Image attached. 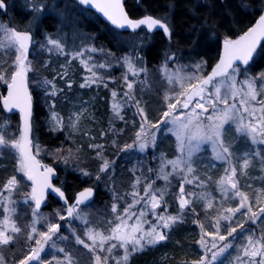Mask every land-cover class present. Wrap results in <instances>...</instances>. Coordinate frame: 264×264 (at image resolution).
<instances>
[{
    "label": "rangeland",
    "instance_id": "obj_1",
    "mask_svg": "<svg viewBox=\"0 0 264 264\" xmlns=\"http://www.w3.org/2000/svg\"><path fill=\"white\" fill-rule=\"evenodd\" d=\"M59 1L60 8H57L58 12H60L59 10H63L62 12L64 14L60 13L59 15L60 20L56 24L57 31H54L51 34L43 33L42 37L37 36V34L35 35L34 30L38 26L40 18L44 16V11H46V9L48 8V4L46 5L43 0H28L26 2V8L30 11L31 14L24 19L23 28H21L19 26L20 24L17 22H15L17 23V25H13L11 21L13 17L12 15L10 16L11 2H9V8H6V12L0 10V25H2L3 28L15 29L21 32H30L32 34L31 47L28 50L26 61V63L30 67V71H28L26 74L30 78L32 90L34 92L37 91V93H39L42 98H45L46 94L48 93L51 94V102L48 104L50 113L46 120V125L48 126L50 131L61 132L64 138L63 143L59 147H43L40 145L39 138L35 133V135H33L32 137V146L34 153L44 162H48L47 165L54 166L57 169L59 168L60 170L62 168H65L64 166L66 163H73L74 165L79 166L81 162L80 156L82 152L86 149V147L88 149V146L89 149L94 148L90 147V145L94 144L95 138L98 139L102 136L104 130V114L108 109L111 118L113 115H115V117L112 118V125L115 126V123H120L123 130L120 131L119 136L113 137L108 141L106 140V142H104V139H102L103 143L99 142V144L104 147L108 145V149H105L109 150V155L114 158L120 152L123 154L129 153L128 155H126V157H132V160L134 161L133 165H135V169L133 171L135 172V176L133 177L134 180L130 187L131 191L129 192V197L127 196V199H129V201L125 203V207H122V205L120 207V202H122V200L126 197H123L121 200L120 198L117 200V203H115L117 205V212L113 214L114 217L111 221L112 226L108 230H104V227H97L93 223H91L88 218L91 214L88 213L87 210L90 208L87 207H84L87 209L77 208L75 216L73 218L66 217V210L59 209L51 213H43L44 211H39L43 219H40L35 225L38 231H46L47 225L50 223H59L61 225V228L59 229L58 233L53 236V239L51 241H48L44 244V250L42 251V256L40 257V259L34 261V263L29 261V264H59V256H53L52 253L53 250L60 249L65 245V243L62 242V240L65 239H62V237H65L64 234H67V232L70 233V229H72V231L77 234L76 236L82 234L83 239L81 240H84L85 244L89 246L88 248H85L82 244H80L82 248L81 251L85 254L83 255L84 258L82 257L84 264H97V256L100 257L99 264H124L125 261L122 259H124L125 256V248H123L121 256L116 255L117 247L120 246L119 241L115 239H105L102 242L100 239H97L95 242H93L92 240L88 239L87 231L91 229L93 232L100 233L103 237H109L112 235V230L116 227L117 224L122 225V231L131 232L132 227L137 225V223H139L144 232L151 230V227L156 224L157 217L159 215H164L165 217H167L170 214V208L167 204H165L164 197L161 205L155 210V216L150 209V205H148L147 207L145 206V200H148L149 197L145 196L144 189L149 183H151L153 186L150 192L158 189V186L156 185V179L161 180V185L162 183L163 185L165 184V186H163L164 190L161 191L162 188H160L159 190L166 194L169 189V181L172 180L173 177L177 178L181 176L184 178V176L186 175L188 179L193 180V184L191 185H187V183L184 184L186 196L189 192L193 193V195L196 193L197 179L193 174L194 171L192 173H187L186 167L183 169V171H174L172 166L167 163L170 160H176L181 157H186L187 155L186 152L182 153L180 151V143L177 140L175 134L169 129L172 128L171 121L173 118H176L178 121L184 120L185 117L191 112L195 104L190 109H183L180 105H178L177 108L172 111L168 117H164L163 113L164 111L168 110L167 104L169 102H175L177 99H179L181 103H183V101L186 99V95L192 89L189 87V85L199 84L200 81H202L205 77L206 70L204 68L206 66L203 65L200 69H196L195 65L188 64L186 65V67L190 69L189 71L185 68V66L179 68V66L174 63V59L171 61L168 60V56L172 55V51H168L165 59L159 67L155 68L154 70H148L145 62H143L144 57L142 56V48L144 46V42L146 41L142 32L138 33V35L133 36V38L130 39L131 41H129V46H131L132 48V50H130V53L118 57L117 60L114 59L109 61L107 60V58H112V56L105 52L104 49L94 47V37L85 32V30L81 27L78 18L75 19V17L72 16L73 13L71 12V10L74 7H72L71 4L63 2L64 0ZM55 3L56 2L54 1L53 4ZM41 5L44 6L42 11L33 10L34 7L36 9H40ZM49 9L50 11H52L51 7ZM66 13L70 15L67 18ZM49 38L56 39L60 45V49H56L52 45L48 44ZM0 43L5 45V47H0V72H3L5 79L10 82L11 72L15 70V65L13 64L16 56L15 48L6 47L8 41L7 36L3 31H0ZM124 45V43H120V46L124 47ZM92 49H95V51H92ZM48 56H51V58H47ZM124 57H129L131 59L135 68L138 70L137 75H133L128 71L127 66L124 62ZM39 59H42L40 65L41 70L38 69ZM82 61L87 62V67ZM100 65H104V67L101 68ZM165 65H167V67H165ZM47 67H49V70L47 71H49L51 76H53V81H56V86L54 85L53 87L46 88L47 91H44L42 90V88L44 89V87H42L40 83L43 82V79H45L44 68ZM237 68L240 71L235 74V86L237 89L241 90L238 95L232 96L231 92L228 91L227 84L219 83L220 81L225 80L224 77L207 86L205 95H211L213 100H215V86H220V95H228L229 104L236 105L235 115L238 118H241L243 123H264V75H262L264 74V72L256 74L251 72L250 67ZM89 69H91V71H89ZM37 71L41 72L40 76L42 77L38 78V81L34 79V76L39 77V73H37ZM177 71H179L180 75L191 77V79H173V82L169 83L168 75L176 73ZM93 72L96 73L95 77H93L92 75ZM153 75L155 76V78L157 77L158 79H160V81L164 80V84L162 81L163 85L161 86L159 82V86L156 87V94L158 93L157 98H161L157 100V105L149 106L150 101L154 98L153 93L155 86L148 85V79ZM125 76H127L128 78L127 81L125 80ZM93 79L96 82L91 83L90 87L82 88L80 86L82 83H85L86 81L90 82ZM128 82L133 83V88L131 90L127 89ZM249 82L252 84L253 90L256 94V100L254 101L251 100L250 97H246L244 95V93L248 91L247 83ZM5 86H7L5 80H0V88ZM137 87L139 88V90H137ZM159 87L161 90L163 88L165 94L162 93V95H160V93L158 92ZM59 88L62 89V92L58 91ZM53 91L55 92V95L52 94ZM104 91L107 93L106 96L108 95L109 97L107 99V103L103 102ZM128 91L131 92V100L124 96V93ZM113 92L117 94L115 97L112 95ZM166 97L168 98L167 100ZM241 100H246L247 103L242 105ZM136 101L139 102L138 105L135 103ZM113 104L120 105V116H117L113 111ZM205 107L208 108L207 112L196 109V113L200 114L199 122L202 125L207 126V124L210 123L207 117L213 114V109L208 104H205ZM224 107L225 106L223 104L217 103L218 109H223ZM140 108L143 109L144 116H146L147 121H144L141 118L139 114ZM245 108H247L248 111H245ZM54 115L59 119H54ZM120 117L123 118L121 119ZM164 120L168 121V123H162V121ZM0 122H6V124L8 125L7 134L5 135L6 140L11 142L12 140L19 139L20 131L23 128V120H21L20 123H16V125L14 126H12L11 121L7 119H0ZM142 123L145 125V134L150 137L154 133L156 136V140L154 145L149 143L148 147L143 152H140L138 149L139 141L136 140V133L140 131V125ZM153 124H157L159 125V127L152 128ZM168 134H170L171 137L170 145L165 148V151L162 150L164 151L163 154H156L158 140L161 138V136ZM120 136H122L123 138L120 139L118 143L116 139ZM223 139L225 146L229 148L230 152V155H227V159L223 161L217 160L216 154L212 150V146L209 143L202 144L200 147V151L194 154L191 158V166L193 168L194 165L199 166L201 165V163L206 161L217 162L218 164H221L219 173L216 175V184L219 186L218 189L214 194H212L211 192L207 193L208 195L200 194V198H202L205 206H207L209 198L212 200L213 205L215 200L214 197L218 194L222 196V198L220 199L221 204H219L218 202L216 204V207L214 205L219 217L215 222L212 233L216 232V224L219 220V235H224L226 237V240L220 241L218 235L215 238L210 235H202L207 244V248H203L202 256L206 255L207 260H211L213 252H219V249L225 243L229 244L230 247L227 248L223 253H220L215 261H212V263L218 262L226 254H228L229 250H231V242L236 241L238 250L234 253L232 264H242V262L249 261V258L244 256L243 254L244 248L248 243V237L251 236L253 240H255L264 236V226H257V228L248 226V229L243 230V228L249 223H253L247 215L243 214L247 211L246 208H242L240 212L232 215V218L230 220L225 221L222 219V216L230 215L226 211L227 208H234L239 206L240 198H233L232 191H229L227 197H225L224 194H222L220 191V181L222 178H226L227 176L231 175V170L235 168V166L233 165L234 152L232 147L237 145L236 142H238L239 139L243 142H247L249 144V147H252L256 154L258 152L264 151V144L258 142L260 140L259 136H257V143H253L250 136L241 135L236 129V123H234L233 121H229V123L224 125ZM184 142L186 145L188 144L187 136H185ZM194 142L195 141H193V143ZM126 144H132L133 148L128 149L127 151H121V149L124 148ZM104 147L94 148L93 150L97 155L100 150L104 151ZM147 152H152L151 156L153 158L152 164L151 162H149L150 164H148V166L146 165V162H143L146 158L145 155H148ZM249 152L251 153V151H247V153ZM132 153H136L137 155L131 156L130 154ZM0 156L3 158L7 157L10 164L12 163L11 173L9 177L11 178L15 175L18 181L17 186L12 190L11 193V200L13 203L10 205L5 203L4 205L0 206V222H2L5 215H7V213L4 212V207L14 208L15 211L12 213L11 219L15 223V225L21 229V231L19 233H13L11 231V227L9 226L6 232L7 234L10 233L13 238H15L16 235L17 237L23 238L25 241L29 242L26 250L22 252V255L16 256L18 253H15V255L13 254L12 257H6L2 253L3 250L0 249V257L3 258V264H18L21 259H23L30 253L33 247H36L35 239L39 238L36 234L31 233V226L33 224V220L35 219L32 212L34 201H32L29 197L32 185L31 182L27 180V177L24 175V173L19 171L20 155L16 149L10 146V143L8 147L0 149ZM244 156L246 157L249 155L245 154L244 152ZM97 158L99 160V163L96 166L97 173L100 172L99 169L104 161H107L109 163L110 169H108L113 170L115 162H109V158L101 154ZM141 164L143 166H140ZM162 167L164 169L163 173H161L160 171ZM149 169L151 171H149ZM62 171L64 173V170ZM168 173H171V175H169V179L165 181L163 179V175ZM94 177L96 178L97 176L95 175ZM137 178H139V183H136ZM233 179L237 183V188L239 189L236 175L235 177H233ZM95 187L96 185L88 188H93L95 190ZM187 188L189 189L188 192ZM0 192H3L4 196L9 195V193L4 190H1ZM134 192L139 193V196L135 197V199L144 197V200H141L139 204L133 203L134 197L132 193ZM244 193L245 195H247L246 192ZM157 195L159 196V192L157 193ZM193 195L191 197H187L193 199ZM262 198L264 202V197ZM25 200H27L28 202L24 203ZM248 203L253 207V211L257 212L260 208V204H262L261 201L252 204L249 199ZM129 205L133 206L129 209L128 213L125 214L124 209L128 208ZM263 205L264 204H262V206ZM141 210L146 213L143 217L140 216ZM171 211L173 212V209H171ZM78 214L84 219L77 218ZM61 215H64L66 219L60 220ZM118 216L121 217L122 220L117 219ZM244 223L245 226L243 225ZM253 224L254 226L257 225L258 220ZM241 225L243 226L241 227ZM235 226H240L242 230L241 234L243 237L240 241L235 240V238H237L235 237L236 235H234L235 233H233L234 236H232V238L227 235V232ZM157 230L167 233L166 231L168 229L158 228ZM30 235L34 237L32 240H29ZM135 235L139 237L141 233L137 232L135 233ZM202 236L200 235V239L202 238ZM214 239L217 247L211 248V244ZM142 243L144 244V247L149 245L144 241H142ZM261 243H264V239L261 240ZM112 244H116L117 246L115 248H112L111 252H109L108 249ZM129 250H132L131 244L127 246V251ZM238 257L240 259H238ZM255 259L259 261L260 257L258 256ZM66 264L77 263L73 259H68Z\"/></svg>",
    "mask_w": 264,
    "mask_h": 264
},
{
    "label": "trees",
    "instance_id": "obj_2",
    "mask_svg": "<svg viewBox=\"0 0 264 264\" xmlns=\"http://www.w3.org/2000/svg\"><path fill=\"white\" fill-rule=\"evenodd\" d=\"M27 1L28 0H5L7 8H9V2H11L10 16H13L11 19L13 25L19 23L21 28L24 27V19L31 14L26 8ZM43 1L46 5L48 4V10L46 9V11H44V16L40 18L38 26L35 30L33 29L35 35L37 34L39 37H42L43 33L51 34L57 31L56 24L60 20L59 15L60 13L64 14L62 12L63 10H59L60 12H58L57 8H60L59 0ZM54 1L56 2L55 4H53ZM63 2L71 4V6L74 7L71 10L73 13L72 16L75 17V19L78 18L85 32L94 37L93 46L104 49L105 52L112 56V58H107L109 61L114 59L117 60L118 57L130 53V50H132L131 46H129L130 39L142 32L146 40L142 48V56L144 57L143 62H145L148 70H154L159 67L165 59L167 52L172 51L171 54L175 56L174 63H176L179 68L185 66L189 71L190 69H188L186 65L200 64L201 67L205 65L206 67L204 69L208 72L218 61L224 40H232L243 34L264 12V0H127V10L132 18L141 19L145 16H153L154 18L166 21L171 28V38L169 39L162 30L149 32L147 29H141L136 33L118 32L109 24L102 21L96 14L84 9L74 0H64ZM50 7L52 11H50ZM69 16L70 15L67 14L66 18ZM120 43H124V47L120 46ZM47 58H51V56ZM41 62L42 59H39V70H41ZM250 68L251 72L256 74L264 72V46L257 54ZM44 70L45 79H43V81H50V84L42 86L44 87L42 90L47 91L46 88L53 87L54 85L56 86V81H53V76L47 71L49 67L44 68ZM37 73H39V77L34 76V79L38 81V78L41 77V72L37 71ZM148 80V85L155 86L153 93L154 98L150 101L149 106H156L158 103L157 100L161 99L157 98L158 93L156 94V87L159 86V82L162 86L164 80L160 81V79L157 77L155 78L154 75L152 77L150 76ZM40 84L42 85V82ZM137 90H139L138 87ZM58 91L62 92V89L59 88ZM158 92L160 95H162V93L165 94L163 88L161 90L160 87ZM5 93L6 86L1 87L0 119L10 120L12 126H14L16 123L21 122V116L18 113L7 112L3 107L2 101ZM106 94L107 93L104 91V103H107V99L109 98ZM33 95L35 101L33 117L34 135L36 133L39 138V143L43 147H59L64 139L62 133L50 131L46 125V120L50 113L48 104L51 102V94L48 93L45 98H42L37 91H33ZM105 112L103 134L98 139H94L95 145H100L99 142L103 143L102 139L106 142V140L108 141L113 137L119 136L120 131L123 130L120 123H115V126L112 125V118H114L115 115L111 118L109 110L107 109ZM168 135L161 136L158 140L156 154H163L165 148L170 145L171 137L170 134ZM122 138V136L117 138V142ZM236 143V146L232 145L234 152L233 165L236 168V179L239 189L247 193L246 196L252 204L258 203V201L264 204L262 200V197H264V151L256 154L254 149L249 147L247 142H243L239 139ZM108 147L109 146L106 145L104 151L100 150L99 153L108 157L109 162H115L113 170H109V168L104 173H97L96 166L99 163L97 158L98 155H96L93 150L94 148L89 149L88 146V149L86 147L80 156L81 162L79 166L73 163H66L64 169H57L58 177L55 180V185L61 188L70 203H74L77 194L85 188L96 185L95 198L91 204L87 206V208L90 209H84H87L88 213L91 214L88 217L91 223L97 227H104V230H108L112 226L111 221L114 217L112 205L117 203L119 198L121 200L123 197L126 198L120 202V207L121 205L125 207V203L129 201L127 196L131 191L130 187L134 180L133 177L135 176V172L133 171L135 169V165H133L134 161L132 157H126L129 153L123 154L120 152L114 158L109 155L110 151L107 150ZM247 151H251V153L249 152V154ZM244 152L249 156L245 157ZM147 154L143 162H146L148 166V164H150L149 162L152 164L153 158L151 156L152 152H147ZM130 155L135 156L137 154L132 153ZM245 160L249 161L247 167H244L243 161ZM201 165H194L193 170H195L193 174L197 179L196 193L193 195V199L185 196V198L190 200V203L183 211L179 208L178 196L179 187L184 178L181 176L177 178L173 177V179L169 181V189L166 194H164L166 196H163L164 202L170 208L169 215H179L181 219L177 220L166 231L167 239L155 245H148L142 250L138 249L135 252H133V250L127 251V255L129 256L124 264H193V261L200 260L204 248L199 243L201 240L200 235L202 236L205 233L213 232L212 229L219 217L215 207L218 202L221 204L220 199L222 198L219 194V196L214 195L215 200L212 207L205 206L202 198H200V194L208 195L207 193L211 192L214 194L216 192L219 187L216 184V175L219 173L221 164L206 161L201 163ZM11 166L12 163L10 164L7 157L3 158L0 156V191L3 190V185L10 178ZM140 166L143 165L141 164ZM62 170H64V173ZM85 171L89 173L90 176H84L83 172ZM95 175H99L101 178L97 180L94 177ZM156 185L158 189L162 188L161 191L164 190L163 186H165V184L163 185L162 183L161 185V180L156 179ZM188 191L189 189L187 192ZM262 204H260V207L264 206H262ZM59 209L65 210L60 200L51 196L48 205L42 211H44L43 213H51ZM171 209H173V212ZM243 225L245 226V223ZM201 226H203V228ZM248 226L252 228H257V226L263 227L264 215H261L257 225L254 226L253 223H249L243 230L248 229ZM235 228H237V232L234 234L236 235L235 237H237L235 240L240 241L243 237L241 234L242 230L240 226H235ZM70 231V233L67 232V234H64L67 239L62 240V242L65 243V245L61 247L64 248V252H60L59 249H56L53 250L52 254L53 256H59V264H66L68 259L75 260L77 264H84L83 255L85 254L81 251V245L76 242L77 237L83 239L82 234L76 236L77 234L73 232L72 229H70ZM9 235L11 234L9 233ZM234 235L232 234V236ZM232 236H230V238H232ZM28 244V241L15 235V238H13L9 245H0V249L3 250L2 253L6 257H12L15 253H18L16 256H20L23 254L22 252L26 250ZM236 244V241L231 242V250H229L228 254L218 262L212 264H232L234 253L238 250V245ZM122 251L123 248L118 246L116 255L121 256Z\"/></svg>",
    "mask_w": 264,
    "mask_h": 264
},
{
    "label": "snow or ice",
    "instance_id": "obj_3",
    "mask_svg": "<svg viewBox=\"0 0 264 264\" xmlns=\"http://www.w3.org/2000/svg\"><path fill=\"white\" fill-rule=\"evenodd\" d=\"M80 5L85 7L92 6V0H77ZM100 12L104 14L108 20L111 21L113 25L118 26L121 29L127 27L131 30H136L141 28V26H146L147 31L152 32L153 30L159 29L162 30L163 33L170 39L171 38V28L167 24L166 21H162L161 19L153 18L151 16H146L144 18L138 20H132L127 17L124 13L120 0H103V2H98L95 5ZM43 5L40 6V9L33 8L34 11L36 10H43ZM0 10L6 12V3L5 0H0ZM0 31H3L4 34L7 36V45L8 48H15L16 56L13 64L15 65V70L11 72L10 75V82L5 79L3 72H0V80H5L8 87V95L3 98V107L8 111H11L13 108H19L21 113L23 114V128L20 131V137L18 140H12L9 142L5 139V135L7 134L8 125L6 122H0V149L4 147H8L9 143L10 146L16 149L20 155V168L19 171L23 172L24 175L27 177V180L32 182L31 193L29 197L32 201H34V207L32 208L33 216L35 219L33 220V224L31 226V233L36 234L39 238L35 239L36 247H33L30 253L21 259L18 264H29V261H36L40 259V253L44 250V244L48 241L53 239V236L56 235L61 228L59 223H50L47 225L46 231H38L36 228V223L43 219L42 215L39 213L41 208L42 202L45 199L46 190H51L52 193L56 194L59 198L63 199L65 204H67V200L64 196V192L61 191L60 188L55 187L52 185L50 177L54 175V170L52 168H45L43 173L38 171L39 163L35 160V157L32 155L31 152V104L30 99L31 97L28 95L27 88L25 86L26 80V73L30 71L29 65L26 63L27 61V53L29 48V42L31 41V34L28 32H21L15 29H5L2 25H0ZM264 36V14L259 16V21L255 28L250 29L244 36L240 37L239 40H224V47L226 58L222 59L212 70L211 74L207 75L199 84L196 85H189L190 88L195 89L191 95L187 96V98L181 103L179 99L175 102H169L167 104V109L164 111L163 116L168 117L172 111H174L178 105H180L183 109H188L189 105L192 103L194 97H198L199 99L196 101L195 106L192 108L191 112L185 117L184 120H177L173 118L171 121L172 128L169 129L173 132L180 143V151L182 153L186 152V157H181L176 160H170L167 163L170 164L174 171L181 170L186 167L187 173H192L193 167L191 166V158L194 154L200 151V147L202 144L209 143L212 146V150L216 154V159L223 161L227 159V155H230L229 148L224 144V125L229 123V121H233L236 123V129L241 135L250 136L252 138L253 143H257V136L260 137L259 143L264 144V123L260 124H245L242 122L241 118H238L235 115L236 105L229 104V97L227 94L221 96V87L215 86V100H213L211 95H205L206 86L209 84H213L217 77H224L225 80L220 81V84H227L228 91L231 92L232 96H236L241 91L237 89L235 86V74L238 73L240 70L238 68L233 67V61L240 60L243 64L247 65L249 60L251 59L252 53L255 50V46L257 43V37ZM48 44L52 45L56 49H60V45L56 39L49 38ZM0 47H5L2 43H0ZM51 50V49H50ZM95 51V49H92ZM82 54V53H80ZM175 58L174 54L168 56V60L171 61ZM85 63L87 67V62L82 61ZM124 62L127 66L129 72L133 75L138 74V70L135 68L134 64L132 63L129 57H124ZM100 67H104V65H100ZM167 67V65H165ZM196 69H200L201 65L196 64ZM231 69V73L229 70ZM91 71V69H89ZM93 77H95L96 73H92ZM264 75V74H262ZM127 76H125V80L127 81ZM173 79L176 80H185L191 79V77H186L180 75L179 71L173 74L168 75L169 83L173 82ZM96 81L93 79L90 82L86 81L82 83L80 86L83 87H90L91 83H95ZM50 84V81H43L42 86H47ZM202 85V86H201ZM133 88V83H127V89L131 90ZM248 91L244 93L246 97H250L251 100H256V94L253 90L252 84L249 82L247 83ZM55 95V92L52 93ZM114 97L117 95L115 92L112 94ZM124 96L127 97L129 100L132 99L131 92H125ZM168 98L166 97V100ZM138 105V101L135 102ZM217 103L223 104L225 107L223 109L217 108ZM247 103L246 100H241V104ZM205 104H208L213 109V114L209 115L207 119L210 121L207 126L202 125L199 122V115L196 113V109H202L203 112H207L208 108L205 107ZM248 111L247 108L244 109ZM113 111L117 116H120V105L113 104ZM139 114L144 121H147L146 116H144L143 109H139ZM54 119H59L54 115ZM121 119L123 117H120ZM162 123L167 124L168 121L164 120ZM159 125L153 124L152 128H158ZM185 136L188 138V144H185ZM136 140L139 141L138 149L140 152H143L149 145V143H155L156 136L153 133L150 137L145 134V125L142 123L140 125V131L136 133ZM193 141H195L193 143ZM90 147L94 148H102L101 145H90ZM133 148L132 144H126L121 151H127L128 149ZM98 157L100 153H97ZM249 161H244V167L248 166ZM109 163L104 161L102 166L100 167L99 171L104 173L108 170ZM149 171H151L149 169ZM161 173L164 172L163 167L161 168ZM84 176H90L89 173L86 171L83 172ZM168 174L163 175V179L167 181L169 179ZM236 175V169L233 168L231 170V175L227 176L226 178H222L220 181V191L227 197L229 191H232L233 198H240L239 206L238 207H229L226 209L227 213L230 215L222 216V219L227 221L232 218V215L241 211L242 208H246L247 211L243 213L247 215L253 223L260 219L261 215H264V207H260L258 212L253 211V207L248 203V197L245 195L244 192L240 191L237 188V183L233 179ZM97 180L100 179V176L97 175ZM139 178H137L136 183H139ZM187 183L189 185L193 184L192 179H188L187 176H184L183 181L179 187V208L183 211L187 205H189L190 200L185 198V187L184 184ZM18 181L16 176H12L10 179L6 181L3 185V190L8 192V196H4L3 192H0V206L7 204H12L11 200V193L12 190L17 186ZM152 184L149 183L147 187L144 189L145 196H148L149 199L145 200V206L147 207L150 205V209L153 215H156L155 210L161 205L163 201L164 193L160 192L159 189L153 190ZM159 192V196L157 193ZM94 194L93 188H85L81 191L78 196L75 205L67 207V216H73L74 212L79 205L85 204L90 200V198ZM134 197V204H139L141 200H144V197H139L135 199V197L139 196L138 192L132 193ZM193 193H187L188 197H191ZM28 201L25 200L24 203ZM133 205H129L128 208L124 209V213L127 214L129 209ZM208 207H212V200L209 198L207 202ZM15 211L12 207H4V212L7 213L5 215L2 222H0V245H9L13 237L7 234L6 230L10 226L11 231L13 233H19L21 229L15 225L12 221L11 216L12 213ZM112 212H117V205H112ZM146 213L141 210L140 216L143 217ZM80 219H84L82 216L78 214ZM66 217L64 215L60 216V220H64ZM117 219H121V217H117ZM181 219L179 216H167L159 215L157 217L156 224L151 227V230L144 232L140 227L139 223L133 226L131 232H124L122 231V225L117 224L116 227L112 230V235L109 237H103L98 232H93L91 229L87 231L88 239L95 242L97 239H100L102 242L105 239H115L120 242V247L125 248V256L124 261L128 260L127 255V246L129 244L132 245V250L135 252L136 250H142L144 241L146 244L155 245L161 241L167 239V234L162 231H158V228L162 229H169L171 225H173L177 220ZM123 223V221H122ZM203 228V226H201ZM242 227V225H241ZM140 232L141 235L137 237L135 233ZM236 232V228L232 227L230 231L227 232L228 236H232L233 233ZM205 235L213 236L214 238L218 235L220 241H225L226 237L224 235H219V220L216 224V232L215 233H205ZM34 237L32 235L29 236V240H32ZM62 239H67V237H62ZM264 239V236L253 240L250 236L248 237L247 246L244 248V256L249 258V261L242 262V264H264V243H261V240ZM76 242L78 244H82L85 248L89 246L85 244L84 240L76 238ZM199 243L202 247L207 248V244L202 236ZM117 245L112 244L111 247L108 249L111 252L112 248H115ZM217 245L215 243V239L211 244V248H216ZM230 245L225 243L220 249L219 252H213L211 256V260H207L206 255L201 256L200 260L193 261V264H212V261H215L220 253H223ZM60 252H64V248L59 249ZM260 257V260L257 261L255 258ZM238 259H240L238 257ZM97 264H99L100 257H96ZM0 264H3V258L0 257Z\"/></svg>",
    "mask_w": 264,
    "mask_h": 264
},
{
    "label": "water",
    "instance_id": "obj_4",
    "mask_svg": "<svg viewBox=\"0 0 264 264\" xmlns=\"http://www.w3.org/2000/svg\"><path fill=\"white\" fill-rule=\"evenodd\" d=\"M76 2H77V0H75ZM98 2H103V0H92V6H89V7H85V6H83V5H81V6H83V7H85L87 10H89V11H92V12H94V13H96L103 21H105L106 23H108V24H110L112 27H114L115 29H117V30H119V31H121V32H132V31H136V30H131V29H128L127 27H125L124 29H121V28H119L118 26H116V25H113L112 23H111V21L110 20H108V18L107 17H105L104 16V14L102 13V12H100L97 8H95V4L96 3H98ZM78 3V2H77ZM120 3H121V6H122V9H123V11H124V13L127 15V17L128 18H130V19H132V20H134L131 16H130V14H129V12H128V10H127V6H126V3H127V0H120ZM264 14V13H263ZM258 21H259V18L256 20V22L253 24V26L250 28V29H252V28H255L256 27V25H257V23H258ZM250 29H248L245 33H243L242 35H240L239 37H237V38H235L234 40H239L240 39V37H242V36H244ZM157 30V29H156ZM29 33V32H28ZM31 34V33H30ZM32 37V36H31ZM31 42V41H30ZM30 42H29V47H30ZM264 44V36H258L257 37V43H256V46H255V50L253 51V53H252V56H251V59L249 60V62H248V64L247 65H245V64H243V62L242 61H240V60H235V61H233V67H236V66H248V65H251L253 62H254V59H255V56H256V53L258 52V50L262 47V45ZM226 58V53H225V47H224V44L222 45V48H221V51H220V55H219V58H218V61H217V63L210 69V71H209V73L207 74V75H209V74H211V72H212V70L215 68V66L222 60V59H225ZM231 71V69L229 70V72ZM206 75V76H207ZM206 78V77H205ZM218 78H220V77H217L216 79H218ZM25 86H26V88H27V92H28V95L31 97V99H30V104H31V118H30V120H31V133H30V139H31V145H32V136H33V126H32V120H33V111H34V100H33V94H32V90H31V88H30V84H29V79H28V77L26 76V80H25ZM202 86V85H201ZM195 89H191L190 90V92L187 94V96H189V95H191L192 94V92L194 91ZM8 95V87H6V96ZM187 96H186V98H187ZM196 97H194L193 98V100L195 99ZM11 111H14V112H20L21 113V111H20V109L19 108H13ZM21 115H22V118H23V114L21 113ZM31 152H32V155L35 157V160L36 161H38V163H39V168H38V171L40 172V173H43V171H44V169H45V164H43L36 156H35V154H34V150H33V147L31 146ZM53 170H54V175H52L51 177H50V180H51V183H52V185L53 186H55V184H54V181H55V178H56V176H57V171H56V169L54 168V167H51ZM32 183V182H31ZM51 195H55L56 197H58L56 194H54V193H52L51 192V190H46V193H45V199H44V201L42 202V205H41V208H40V210L41 209H43V208H45L46 207V205H47V203H48V200H49V198L51 197ZM95 196V192H94V194H93V196L90 198V200L88 201V202H86L85 204H82V205H79V206H85V205H88L90 202H91V199L93 198ZM61 199V198H60ZM62 200V203H63V205L67 208V207H69V206H72V205H70L69 204V202L67 201V204H65V202H64V200L63 199H61ZM74 214H75V212H74ZM74 214H73V216H74ZM73 216H71V217H69V218H72ZM68 217V216H67ZM41 255H42V252L40 253V257H41Z\"/></svg>",
    "mask_w": 264,
    "mask_h": 264
},
{
    "label": "bare ground",
    "instance_id": "obj_5",
    "mask_svg": "<svg viewBox=\"0 0 264 264\" xmlns=\"http://www.w3.org/2000/svg\"><path fill=\"white\" fill-rule=\"evenodd\" d=\"M5 96H6V93H5L4 97H5ZM4 97H3V98H4ZM2 102H3V101H2ZM6 111H7V112H11V111H8L7 109H6ZM21 120H22V117H21Z\"/></svg>",
    "mask_w": 264,
    "mask_h": 264
},
{
    "label": "flooded vegetation",
    "instance_id": "obj_6",
    "mask_svg": "<svg viewBox=\"0 0 264 264\" xmlns=\"http://www.w3.org/2000/svg\"><path fill=\"white\" fill-rule=\"evenodd\" d=\"M195 104V101H194V103H192L191 105H194Z\"/></svg>",
    "mask_w": 264,
    "mask_h": 264
}]
</instances>
